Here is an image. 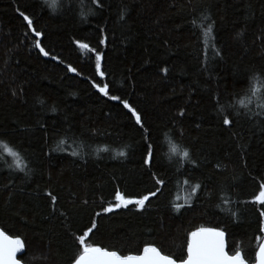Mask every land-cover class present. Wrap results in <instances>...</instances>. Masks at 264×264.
I'll list each match as a JSON object with an SVG mask.
<instances>
[{"label": "trees", "instance_id": "16d2710c", "mask_svg": "<svg viewBox=\"0 0 264 264\" xmlns=\"http://www.w3.org/2000/svg\"><path fill=\"white\" fill-rule=\"evenodd\" d=\"M101 3L0 0V141L22 157L0 149V228L24 239L22 263L70 264L74 236L93 220V246L138 255L152 244L178 262L186 258L188 232L219 225L229 254L240 248L255 263L264 206L252 201L264 183V91L245 92L253 75L264 80V0ZM208 17L213 31L204 36L200 26ZM37 39L47 59L34 47ZM97 53L109 93L142 114L150 140L119 102L92 87L101 83ZM68 65L79 75L67 72ZM241 99L247 107L236 103ZM229 103L242 115L223 125L220 107ZM153 141L158 159L151 171L165 179L163 194L142 210L131 205L104 213L117 203L116 191L136 199L155 190L142 164L144 145ZM170 143L188 150L198 166L173 154ZM18 163L27 165L24 171ZM185 180L202 184L199 200L190 198ZM176 203L192 207L177 214Z\"/></svg>", "mask_w": 264, "mask_h": 264}, {"label": "snow or ice", "instance_id": "6c2138e0", "mask_svg": "<svg viewBox=\"0 0 264 264\" xmlns=\"http://www.w3.org/2000/svg\"><path fill=\"white\" fill-rule=\"evenodd\" d=\"M47 2V0H45ZM93 3L97 7L102 8L103 5L101 0H93ZM19 15L23 17V20L26 21V27L31 30V33H34L35 37H41L43 34L38 31L33 26V20L29 18L24 12H19ZM206 25H201L204 36H209L213 31L214 21H211L210 17ZM100 44L106 43V37L99 41ZM76 44L82 49H88L89 45L87 43H81L76 41ZM34 47L39 50V53L44 57H49V51H45V48L41 45V40H35ZM94 51V50H92ZM215 55H219L217 51ZM52 60H58V57L55 55L51 56ZM95 59V74L100 78L101 83H93L92 87L104 97H107L110 101H117L127 112L130 114V119H134V123L139 126L144 133H148L146 127V122L142 118V114L133 107L127 99H121L120 95L110 94L109 93V84L104 83L105 71L102 70V61L103 54L97 53L94 57ZM67 72L76 73L77 69L68 65L66 67ZM165 75L168 72L167 68L162 69ZM251 86L246 90L245 95L251 94L256 95L258 91H264V80H261L259 76L253 75L251 77ZM102 84V86H101ZM237 95H240L237 93ZM250 102V99H249ZM217 103L219 101L217 100ZM236 103L242 107H247L244 100H238ZM264 107V105H261ZM226 109H231L227 115H223ZM220 114H222V124L223 125H232L234 122L233 119H229V116H235L239 118L242 113L236 107V104L229 103L228 105H221ZM179 116H184V111L181 110L178 114ZM150 140L151 134L148 133ZM64 143V141H62ZM155 142H146L144 145V152L142 154V164L147 166L148 173L153 177L154 185H156L155 190L150 191L147 195H143L140 198L132 199L126 198L119 191L115 192V200L117 203L115 205H109L104 207L102 210L104 213H112L115 208H127L129 205H136L141 210L144 208L146 202L150 201L152 197H158L163 194V189L166 186V181L164 178H157L155 174L151 171L152 168L156 167L158 156L154 152L153 144ZM0 149L3 150L8 156L14 157L17 161L22 159L20 152L14 151L12 147H9L8 143L0 141ZM106 150V149H105ZM170 151L173 154L179 155L182 159L187 160V163L192 165L195 169L197 161L190 156V152L185 149H181L178 145L170 143ZM72 156H78V152H72ZM119 156H124V152L118 153ZM17 167L20 171H24L27 165L21 167L19 163ZM184 184L188 185L190 198L192 200H199L200 195H203L202 184L200 182H195L189 184L188 180L184 181ZM258 195L254 196L252 203L259 204L264 206V183L259 184ZM200 193V195H198ZM51 197V203L54 205L56 202V197L51 193H48ZM228 203V201H224ZM174 211L179 214L182 209L191 208L192 204H181L176 203L172 205ZM223 210V209H222ZM63 215V213H62ZM101 213L97 212L96 216H100ZM231 216H235V212L230 211ZM97 229V224L93 220L90 223V226L87 227V230H82L81 234L74 236V241L77 247L76 253L70 260V264H178V260L174 259L171 255H164L161 253L160 249L152 244H145L142 248L141 254H127L121 255L118 251H110L106 247L93 246L89 243L90 236L94 235V230ZM257 231L260 233L256 237L258 241L257 248L255 251L254 257L256 264H264V210L259 211L258 221H257ZM226 232L221 229L219 225L215 227H205L199 226L195 230H192L187 233L186 236V258H179V264H247V261L244 258V254L240 248H235L233 253L229 255V252L226 251ZM25 248V241L19 235L13 236L8 235L5 231L0 230V264H20V261L16 259L18 252H22Z\"/></svg>", "mask_w": 264, "mask_h": 264}, {"label": "water", "instance_id": "95a60500", "mask_svg": "<svg viewBox=\"0 0 264 264\" xmlns=\"http://www.w3.org/2000/svg\"><path fill=\"white\" fill-rule=\"evenodd\" d=\"M45 58L47 59L48 57H45ZM146 203H147V202H146ZM129 206H131V205H129ZM118 209H119V208H115L113 212L118 211ZM0 230H2V229L0 228ZM225 239H226V244H227L226 251H228V237H227V234H226ZM25 251H26V248H24V249L22 250V252H18L17 255H16V259L20 261L19 258H20L21 256H23V254L25 253ZM161 253H162V252H161ZM162 254H163V253H162ZM229 255H230V254H229ZM20 264H24V263H22V262L20 261ZM178 264H179V262H178ZM247 264H250V263L247 262ZM253 264H256V262L253 263Z\"/></svg>", "mask_w": 264, "mask_h": 264}]
</instances>
